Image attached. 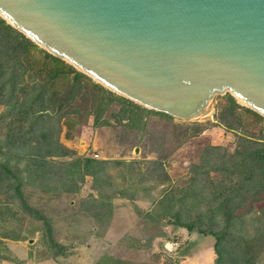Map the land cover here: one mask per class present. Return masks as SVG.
<instances>
[{
	"label": "trees",
	"instance_id": "16d2710c",
	"mask_svg": "<svg viewBox=\"0 0 264 264\" xmlns=\"http://www.w3.org/2000/svg\"><path fill=\"white\" fill-rule=\"evenodd\" d=\"M83 92H89L90 104L86 103L82 110L77 101L84 96ZM224 96L232 119L226 118L225 109H221L215 124L237 131L243 123L236 110L250 115L254 121L264 120L229 93ZM112 101L120 104L118 118L126 119L132 126H137L142 112H158L96 83L0 17V213H10L9 220L15 223L0 233L1 237L23 240L25 237L18 235L19 223L26 217L35 219L42 225H34L31 230L42 232V245L46 248L43 254L67 256L65 246L51 235L49 219L29 203L24 187L40 185L44 192H76L77 180L85 175L100 180L98 177L109 161L76 156L59 136L63 128H72L89 115L96 125L109 124L102 115ZM203 129L198 125L195 133ZM236 139L232 152L220 145H207L200 161L191 165L188 180L175 189L179 195L174 192L158 198L155 206H160L161 211L157 209L152 218L168 215L188 231L196 229L203 235H212L216 264H255L264 252V136L237 133ZM212 172L217 174L215 179ZM101 202L110 205L109 201ZM177 203L179 207L175 209ZM252 208L257 212L252 218L254 232H247L245 214ZM190 210L196 212L195 222L189 219ZM182 211L187 212V217L182 216ZM4 221L5 217L2 225ZM2 243L0 239V260L15 261L2 255Z\"/></svg>",
	"mask_w": 264,
	"mask_h": 264
},
{
	"label": "water",
	"instance_id": "95a60500",
	"mask_svg": "<svg viewBox=\"0 0 264 264\" xmlns=\"http://www.w3.org/2000/svg\"><path fill=\"white\" fill-rule=\"evenodd\" d=\"M0 17L147 109L196 120L229 93L264 117V0H0Z\"/></svg>",
	"mask_w": 264,
	"mask_h": 264
},
{
	"label": "rangeland",
	"instance_id": "374dc122",
	"mask_svg": "<svg viewBox=\"0 0 264 264\" xmlns=\"http://www.w3.org/2000/svg\"><path fill=\"white\" fill-rule=\"evenodd\" d=\"M83 93L84 96L77 101L82 110L86 103L87 106L90 104L89 92ZM227 104L224 95L215 96L213 112L196 120L166 116L158 112L148 114L142 112L137 126H132L126 119L118 118L120 104L112 101L102 115L109 124L96 125L93 117L89 115L74 127L63 128L59 140L73 150L76 156L104 159L109 163L98 177L100 180L95 181L90 175L77 180L79 187L76 192L57 189L44 192L40 185L24 187L29 203L49 219L53 238L70 248L69 255L54 259L50 263L93 264L103 252L135 262L156 261L158 251L152 252L153 242L150 244V250L144 251L147 253L136 247L140 246L141 235L149 229L152 231L159 223L166 227V240L156 243L155 248L164 249L163 246H166L171 249L173 247L171 241L177 237L176 233L185 230L183 226H178L170 220L168 215L152 219L157 209L161 211L160 206H155L156 200L163 194L169 196L175 192L177 196L179 195L175 189H180L188 180L191 165L200 161L203 149L207 145H220L232 152L236 146L237 133L255 138L264 136V120L254 121L241 110H236L241 113L240 119L243 123L237 131L215 124V118L221 109H225L226 118L232 119ZM198 125L204 129L195 133ZM69 159L71 158L58 160ZM23 165L24 161H21L19 166ZM211 175L214 179L217 176L215 172ZM107 195L109 198H106ZM101 201H109L110 205L106 206ZM175 206L174 208L178 209L179 204ZM247 206L248 204L246 208ZM256 213L252 208L245 214L247 232H254L255 223L252 218ZM182 216L187 217V212L182 211ZM188 216L195 222V211L190 210ZM10 217V213L5 211L0 213V233L5 232L8 226H15L14 222H10ZM34 225L41 226L42 223L27 217L19 223L18 235L24 236L23 240L0 236L3 240L2 246L5 247L2 255L15 260H6L7 262L10 264L39 262L36 260H40L46 248L42 245V232L31 230ZM102 231H106L102 238L91 237L96 233L101 235ZM125 243L133 246L128 247ZM187 253L190 254L185 262L176 261V264H216V253L212 250L195 255L196 251L191 249V252ZM259 256L255 264H264V252ZM3 260H0V264Z\"/></svg>",
	"mask_w": 264,
	"mask_h": 264
},
{
	"label": "crops",
	"instance_id": "0c3cea01",
	"mask_svg": "<svg viewBox=\"0 0 264 264\" xmlns=\"http://www.w3.org/2000/svg\"><path fill=\"white\" fill-rule=\"evenodd\" d=\"M107 229H108V227H107ZM146 229H147V227H146ZM184 230H185V232L176 233L175 236H177V237L175 239H172V241H171V244L173 245V247H171V249L167 248L166 246H163L164 249L159 248V247L155 248L156 243L159 244L160 242H162V241L165 242V240H166V232L167 231H166V227L164 226V224L160 225V223H159L152 231H150V229H149V231H146L145 233H143V235H141L140 246H138L136 248L141 249L140 251H143V253H147L144 251L150 250V248H151L150 244H151V242H153L152 252H155V250L158 251L157 255L155 256L157 258L156 261L155 260H152V261L147 260L144 262H135V261H131L128 259H124L122 257L112 255L110 253L103 252L102 254H100L96 258V260L93 264H176L177 263L176 261H179V263L181 261L185 262V260L188 257V254H190L187 252H191V249H194V251H196L195 255H198L197 253H202V252L209 251V250H212L213 252H215L214 251L215 238L212 235H203L201 233H198L197 231H193V232L188 231L185 228H184ZM106 231H102L101 235L96 233V234L92 235L91 237L95 238V239H99L98 236H101V238H102L104 232L106 234ZM123 238H124V236H123ZM79 239H82V237H79ZM166 244H168V243H166ZM125 245H127L128 247L133 246L129 243H125ZM19 248H21V247L19 246ZM65 248L68 251L67 255H69L70 250H68V249H70V248H67L66 246H65ZM63 257H66V256H63ZM20 258L22 259L23 257H20ZM60 258H62V257L57 256L55 258V257L47 256V255L43 254L40 256V258H39L40 260L35 259L36 261H39V262H34L33 264H51L50 261H53L54 259L55 260L60 259ZM55 262H58V261H55ZM1 264H10V262L3 260Z\"/></svg>",
	"mask_w": 264,
	"mask_h": 264
}]
</instances>
